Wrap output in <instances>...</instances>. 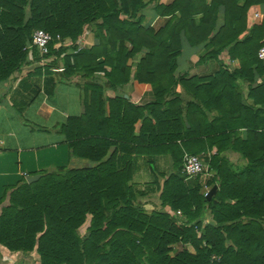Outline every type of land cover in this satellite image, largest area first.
<instances>
[{"label": "trees", "instance_id": "obj_1", "mask_svg": "<svg viewBox=\"0 0 264 264\" xmlns=\"http://www.w3.org/2000/svg\"><path fill=\"white\" fill-rule=\"evenodd\" d=\"M260 6L264 0H0V81L37 72L69 84L76 76L84 111L57 128L70 152L96 162L44 170L37 181L22 179L4 188L0 264L1 250L23 258L34 253L37 264H264V83L249 91L254 106L227 88L253 70L264 77L258 58L264 17L255 22L251 15ZM146 8L169 19L157 30L145 26ZM38 29L70 41L49 46L43 69L33 66L39 53L31 43ZM88 33L95 42L80 47ZM183 43L212 47L200 61L227 49L240 69H221L208 78L186 72L175 77ZM128 82L152 90L154 100L136 105L115 95ZM180 84L198 98L189 99L185 111L174 89ZM201 105L216 107L219 117L209 123ZM178 139L212 152L207 160L215 174L206 184L217 188L211 197L201 192V174L189 183L182 173ZM130 146L136 154L172 152L173 168L158 184L159 208L146 210L136 201L132 159L124 153ZM227 150L245 163L230 162L222 155Z\"/></svg>", "mask_w": 264, "mask_h": 264}, {"label": "crops", "instance_id": "obj_2", "mask_svg": "<svg viewBox=\"0 0 264 264\" xmlns=\"http://www.w3.org/2000/svg\"><path fill=\"white\" fill-rule=\"evenodd\" d=\"M147 1L149 0H144V2ZM159 1L166 4L172 0ZM210 1L207 0V2ZM257 11L263 13V16L255 17L254 13L256 11L252 12L251 15L255 18V22L264 17V6H260ZM142 14L145 15L143 24L155 30L163 26L169 19V16L156 15L151 8L144 9ZM221 22L222 17L220 16L217 24L219 25ZM69 42L68 40L67 43ZM94 42L93 34L88 33L82 39L81 45L90 46ZM210 50H212V47L207 48L204 45L191 47L183 43L182 53L177 59L178 67L174 72L175 77L186 72L190 75H196L195 77L208 78L221 69H225L230 73L240 69L239 60L231 58L227 49L221 51L216 57L200 61V58L204 57ZM145 52L147 50L144 49L139 55L142 56ZM132 60L129 59L128 64L132 63L134 65L135 63ZM34 67L42 68L36 63ZM105 68L109 69L108 66ZM62 69L63 65L60 64L58 70L62 71ZM55 70L56 68H53L52 71L55 72ZM103 74V72H100L98 74L99 78H102ZM262 79V76L253 70L250 78H236L227 83V88L231 89L233 93L235 91L239 93L244 104L254 106V100L248 94L250 89L256 88ZM76 81L77 77L74 76L72 82L65 84L58 81L55 74L46 75L37 72L31 77H27L25 74L18 77L13 75L4 81H0V195L5 187L17 184L22 179H26L27 175L40 174L44 170L54 171L60 166L87 168L96 163L87 158H80L70 152L65 136L57 128L58 123L66 122L68 117L79 116L84 111L81 98L82 91ZM174 89L181 97L180 101L184 111L187 101L189 99L193 100L192 97L195 102H198V98L190 94L193 90H187L182 84ZM216 94L219 95L218 92ZM115 95H122L136 105L149 104L154 100L152 90L140 91L132 82L118 87ZM202 96L209 99L207 93L203 92ZM257 96L260 99L262 94L259 93ZM174 97L168 96L167 99ZM167 106L163 104L162 110H165ZM201 108L205 112L209 123H211L210 120L219 117L216 107L206 108L201 105ZM261 109L264 117V106H261ZM146 116L152 118L148 113ZM209 123L207 127H209ZM141 125L142 120H137L134 125L136 134H139ZM239 131L241 134L246 132L245 128H241ZM177 143L183 151V156L186 153L195 154L199 156L203 164L209 165L207 157L212 153L211 151L205 153L203 147L198 143L190 142L192 144L185 145L181 143L180 139L177 140ZM120 149L123 150L122 147ZM124 153L129 154L132 159V178L130 182L137 193V200L143 202L146 210L159 208L158 184H162L164 178H167L168 173L173 168V163H175L171 150L161 153L157 151L156 153L136 154L133 147L130 146ZM223 153L227 154L232 163L238 161L245 163L238 152L227 150ZM212 171L210 170L211 176H213ZM209 178L208 175H204L202 181H207ZM193 179V177H190L187 178V181L191 183ZM206 185H202L201 190L207 188ZM168 209V206L163 208V210ZM206 217L209 219V215ZM87 220L88 223L82 225L85 230L89 225V215Z\"/></svg>", "mask_w": 264, "mask_h": 264}, {"label": "built area", "instance_id": "obj_3", "mask_svg": "<svg viewBox=\"0 0 264 264\" xmlns=\"http://www.w3.org/2000/svg\"><path fill=\"white\" fill-rule=\"evenodd\" d=\"M255 17H262L263 13L260 11H256L254 13ZM67 39L62 38L59 33H49L45 30L38 29L33 32L32 36V48H35L41 59V62L45 61L46 55L49 53V46L52 45L54 47H58L66 42ZM258 58L264 61V44L258 49ZM264 83V77L261 80ZM204 171V166L202 160L199 156L195 154L186 153L183 156V166L182 173L185 174L188 178L194 177L198 174H201ZM204 196H208L209 188H204L202 191ZM176 215L181 216L182 213L180 210L176 211ZM216 257L212 255V259Z\"/></svg>", "mask_w": 264, "mask_h": 264}, {"label": "rangeland", "instance_id": "obj_4", "mask_svg": "<svg viewBox=\"0 0 264 264\" xmlns=\"http://www.w3.org/2000/svg\"><path fill=\"white\" fill-rule=\"evenodd\" d=\"M68 40H66V42H67ZM80 47H82L83 45H79ZM29 51H30V54H29V59L30 60H33L35 57H34V55L32 54V52H33V49L32 48H30L29 49ZM67 53H72V51H70V50H67L66 51ZM65 52V53H66ZM36 53V52H35ZM37 54V53H36ZM62 57V56H61ZM45 63H48V61H47V58L45 59V61H43V62H41V59H40V57L38 56V61H36V65L38 64V66H41V67H43L44 65H45ZM34 66V65H33ZM28 68V67H27ZM222 155H224V156H227V154H225V153H223ZM238 161V160H237ZM239 162V161H238ZM203 163V162H202ZM203 166H204V171L201 173V175H200V180H201V186L202 185H206V182L212 177L211 175H210V169H209V166H207V165H205V164H203ZM212 174L214 175L215 174V171H212ZM204 175H208L210 178L207 180V181H205V180H203L202 181V177L204 176ZM205 179V178H204ZM205 181V182H204ZM206 186H208V185H206ZM213 186V185H212ZM212 186H208L207 188H209V190L211 189V187ZM204 190V189H203ZM203 190H201V192L203 191ZM136 201H138L139 202V199L138 200H136ZM88 223V220L85 222V224H87ZM85 229H84V226H82L80 229H79V233L80 234H84V231ZM1 262L4 264V263H6V264H37V256L34 254V253H32V254H29V256H27V257H25V258H23V257H19V256H16V255H11V254H9L8 252H6V251H4V250H1Z\"/></svg>", "mask_w": 264, "mask_h": 264}, {"label": "water", "instance_id": "obj_5", "mask_svg": "<svg viewBox=\"0 0 264 264\" xmlns=\"http://www.w3.org/2000/svg\"><path fill=\"white\" fill-rule=\"evenodd\" d=\"M41 174H34V175H27L26 176V181L28 183H31V182H34V181H37L39 178H40ZM216 185H213L211 187V189L209 190V194H208V197H211L213 195V193L215 192L216 190Z\"/></svg>", "mask_w": 264, "mask_h": 264}]
</instances>
